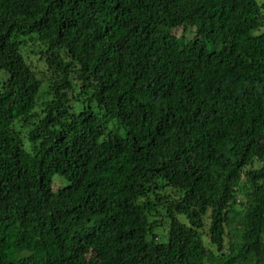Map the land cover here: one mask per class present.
Returning a JSON list of instances; mask_svg holds the SVG:
<instances>
[{
    "label": "trees",
    "instance_id": "1",
    "mask_svg": "<svg viewBox=\"0 0 264 264\" xmlns=\"http://www.w3.org/2000/svg\"><path fill=\"white\" fill-rule=\"evenodd\" d=\"M263 8L0 0V264H264Z\"/></svg>",
    "mask_w": 264,
    "mask_h": 264
},
{
    "label": "rangeland",
    "instance_id": "2",
    "mask_svg": "<svg viewBox=\"0 0 264 264\" xmlns=\"http://www.w3.org/2000/svg\"><path fill=\"white\" fill-rule=\"evenodd\" d=\"M263 21V25L262 27H260V29L258 31L255 32V35H260V34H263L264 33V8L262 10V19ZM195 27L191 26V27H188V29L183 32V29H179L177 30V35H186L185 37V41H189L192 36H193V33L195 32ZM207 50L208 51H213L215 49L218 48L217 44H216V41L215 40H212V41H207ZM257 167L259 166L258 164H256ZM65 185V181L63 179H61L60 177H56L54 179V188L55 190H59L60 188H62L63 186ZM167 228H164V229H159L157 231L159 237H160V240L162 239V237L166 236L167 235ZM205 243L208 244V239L205 238Z\"/></svg>",
    "mask_w": 264,
    "mask_h": 264
}]
</instances>
